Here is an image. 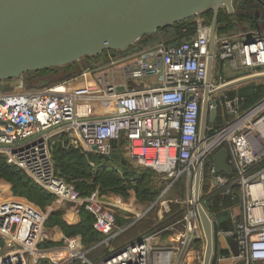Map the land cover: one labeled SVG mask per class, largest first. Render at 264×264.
<instances>
[{
    "label": "built area",
    "instance_id": "1",
    "mask_svg": "<svg viewBox=\"0 0 264 264\" xmlns=\"http://www.w3.org/2000/svg\"><path fill=\"white\" fill-rule=\"evenodd\" d=\"M254 1L264 11V0ZM192 19L195 27L191 35L174 46L158 43L129 57H109L107 62L59 83L0 93V156L56 201L88 211L94 217L95 230L105 235V243L123 230L116 226V215L129 212V206H122L121 196L106 202L97 190L81 195L54 165L57 144L109 155L110 142L124 139L123 154L166 181L159 198L183 181V196L176 199L183 205L180 215L168 226L154 229L101 259H89V249L79 241L65 239L61 247L65 260L51 262L38 247L49 239L43 231L47 213L23 197L11 196L0 200V264H201L204 245L195 244L203 234L193 200L198 156L199 201L211 222L215 218L202 199L217 194L234 196L237 188L243 201L240 219L231 216L233 228L216 235L235 243L236 259L243 264L264 263V212L260 217L253 213L256 207L264 209V95L243 110L237 97H225L221 106L230 119L215 130L210 123L203 146L198 148L204 88L210 91L211 107L215 97L234 87H225L227 83L264 74V19L258 30L247 34L230 37L216 33L208 85L209 22L203 15ZM121 62L123 66H118ZM225 65L232 74L229 79L223 73ZM151 76H156L154 84L147 80ZM138 79L145 82L136 87L129 83ZM120 85L123 90H118ZM221 147L228 151L231 175L215 174L211 157ZM253 187L261 198L252 195ZM169 228L173 229L171 238L161 243L158 239Z\"/></svg>",
    "mask_w": 264,
    "mask_h": 264
},
{
    "label": "water",
    "instance_id": "2",
    "mask_svg": "<svg viewBox=\"0 0 264 264\" xmlns=\"http://www.w3.org/2000/svg\"><path fill=\"white\" fill-rule=\"evenodd\" d=\"M221 8L234 13V0H0V93L25 89L26 73L72 66L103 51L110 57L132 56L140 51L136 44L143 36L211 11L205 80L208 85L213 75L217 16ZM176 44L177 41L171 46ZM72 75L66 72L63 76ZM260 77L264 74L236 79L225 87ZM49 84L41 79L30 88ZM117 88L123 90L124 86ZM203 94L198 123L199 150L216 115V102L212 100L208 107V87ZM227 156L226 147L212 155L215 174H232ZM196 164L193 200L204 238L201 264H210L214 236L212 222L199 201L201 156Z\"/></svg>",
    "mask_w": 264,
    "mask_h": 264
},
{
    "label": "trees",
    "instance_id": "3",
    "mask_svg": "<svg viewBox=\"0 0 264 264\" xmlns=\"http://www.w3.org/2000/svg\"><path fill=\"white\" fill-rule=\"evenodd\" d=\"M234 6L235 8L239 7L240 10H235L234 13H228L222 8L219 10L217 16V34L233 37L239 32L247 34L260 28V20L256 17V11L258 9L253 0H234ZM203 16L207 21H210L211 11L205 13ZM194 27L193 20L187 19L160 28L154 34L143 36L136 45L139 50H142L158 43L171 44L189 37ZM101 57L109 58L110 56L107 51H103L96 57H84L83 59L90 61L94 58ZM67 67L69 70L72 69V66ZM60 70L59 68H53L37 72L49 77L50 84L62 82L79 74V72H76L70 77H60ZM263 95L264 79L259 83L248 82L242 83L237 87H231L223 94L215 97L217 109L215 119L212 123L213 130L219 128L230 119L224 113L221 106L225 97H237L240 101L239 109L243 110L254 104ZM124 142V139L121 141H113L110 156L91 152L84 153L79 149L57 144L53 149L54 165L64 179L74 184L83 196L90 194L91 191H94L93 189H96L100 195L112 193L121 197H127L128 191L133 190L137 201L153 202L159 194V191L166 185V181L156 176L149 169H143L140 165L134 163L133 160L123 156L121 148ZM90 162L93 163V166ZM0 182L9 186L14 196L27 198L40 208L52 204L54 200V196L51 193L34 183L21 169L7 163L3 156H0ZM234 191L237 195V188ZM236 199H232L230 195L221 194L214 195L208 199H202L205 209L210 214L215 215V231H228L230 229L226 207L232 205ZM118 220L119 218H117ZM93 222L94 217L88 212H83L80 222L75 225H69L64 222L60 218L59 212H51L49 217L46 218L45 225L59 226L66 237L79 236L83 248L89 249L102 240V234L95 230ZM201 242H203L202 237L198 239V246H200ZM50 246L52 245L46 247ZM215 259L216 257L213 255L211 264H216Z\"/></svg>",
    "mask_w": 264,
    "mask_h": 264
},
{
    "label": "crops",
    "instance_id": "4",
    "mask_svg": "<svg viewBox=\"0 0 264 264\" xmlns=\"http://www.w3.org/2000/svg\"><path fill=\"white\" fill-rule=\"evenodd\" d=\"M236 10L239 11L240 8L239 7H236ZM256 12H257V14H261L262 11L261 12L260 11H256ZM208 22L210 23V21H208ZM92 60H93L92 62H89L88 64H85L83 66L80 63H78V65L76 67L78 69L77 72H80V71L84 70L85 67H92V66H96V65H100L101 64V62L99 61L98 58H94ZM79 65H81V66H79ZM226 77L231 78L232 77V74L231 75L229 74ZM258 79H261V81H247V82H243V83H248V82L259 83V82H262L264 78H258ZM98 110L100 111V106L98 107ZM112 142H110V145L112 144ZM121 149H122L121 150L122 151V155L125 156L123 154V148H121ZM91 153H96V152H91ZM96 154H100V153H96ZM101 155H104V154H101ZM104 156H107V155H104ZM90 164L93 166V163L92 162H90ZM141 168H143V169H149L156 176H158L156 174V172L154 170H152L151 168L143 167V166H141ZM161 191L162 190L159 191V194L157 195V197L155 198V200L153 202H139V201L136 200V195H135L134 191L133 190H129L128 191V194H130L129 195V198H128L129 199V204L135 203V209H133L131 211H133V212L134 211H137V213H135V215H138V214L144 213L147 209L149 211L153 207H156L157 206V203L159 202V200L161 198V197L159 198ZM112 195L113 194H109L108 196H104L103 197V200L106 201V202L111 201L113 199V197H111ZM11 196H13V195H12V192H11L9 186H7V185H5V184H3V183L0 182V200L5 199V198H8V197H11ZM230 197L232 199H234V198H237V199H236V201L233 200L235 202L232 205H229V206L226 207L227 208L226 210L228 212V219H229V222H230V224H229L230 225V229L228 231H230L233 228V220L232 219L233 218H235L236 220H239L240 219V216L239 215H240V213L242 211V207H243V201H242L241 197H239V195H234V196H230ZM25 199H27V198H25ZM54 199H55V197H54ZM55 203H56V207L55 206H53V208L51 207V209H52L51 211L52 212H55L57 209L60 208V206H61L60 203L64 204L65 202L56 201ZM143 204L145 206H147V208L143 212H139L138 210H136V209H140V205L142 206ZM50 205L51 204H49V206ZM62 209H63V219H64L63 221L66 222L69 225H75V224L79 223L80 220H81L82 213L83 212H86V213L88 212L85 209H77V208H75L72 205H68V207H62ZM56 212H58V211H56ZM254 212H257V210H254ZM261 212L263 213L264 212V209L263 210L261 209ZM212 215L215 218V215L214 214H212ZM232 215H234V216L231 219V216ZM117 218H119L118 221H117ZM135 219L131 220V215H130L129 212L118 211V214L116 215V224L118 225V227H123V230L121 232H119V234L122 233V232H124V231L126 232L127 229H130V227L134 226V224H136V220ZM215 222H216V218H215V221L212 223L213 236L215 237V243L213 245V255L216 257V259H215L216 264H243V261L242 260L236 259L237 258V250H236L235 243L231 239H228L227 237H225L223 235H218V234L216 235V232L217 231H220V230L215 231V229H214ZM55 228H57V227H55ZM55 228L48 230V233L51 235V238L49 237L48 241L47 240L46 241H43L38 246L42 250L43 255H45L46 258L50 259L51 262L52 261H63V260H65V258L63 256L64 255V252L62 251V248H61L64 245H62V246L55 245V243L57 241H59L61 239L63 240V238H64V235L62 234L63 231L60 229L59 226H58L59 230H57ZM135 230H136V233L133 236V239L130 240V242H128V243H131V242L137 240L138 238L142 237L143 235H146V234H148L150 232L149 230L148 231H145V227H142L139 230H137V229H135ZM223 232H226V231H223ZM163 235L158 240H160V241L164 240V242H165L168 238H171V234H167L168 236L167 235L166 236H163ZM103 236L104 235L102 234V237ZM71 239H74L75 241H79L80 244L82 245L79 236H72ZM197 242H198V240L196 241V244H195L196 247L198 246V243ZM102 243L103 242L101 240L100 242H98L97 244H95L94 246H92L91 248H89V251L87 253V256H88L89 252H91L96 246L98 247V245H100ZM128 243H126V244H128ZM49 245H52V246L46 247V246H49ZM203 245H204V238H203V242H201L200 246H203ZM58 249H60V250H58ZM210 264H211V262H210ZM260 264H264V263H260Z\"/></svg>",
    "mask_w": 264,
    "mask_h": 264
},
{
    "label": "rangeland",
    "instance_id": "5",
    "mask_svg": "<svg viewBox=\"0 0 264 264\" xmlns=\"http://www.w3.org/2000/svg\"><path fill=\"white\" fill-rule=\"evenodd\" d=\"M254 4L257 5V8H258L257 11H260V12L262 11L261 14H257L256 15V17H258V19L260 20V23L262 25V22H263V19H264V11H263V8H261L260 5L257 4L255 1H254ZM222 9H225V8H222ZM235 10H236V8L234 6V12H235ZM92 61L93 60L85 61L82 58L81 60H79L78 62H76V63H74L72 65V69L71 70L67 69L68 67H66V68L65 67L64 68H59V69H61L60 70V73H61L60 74V77L63 76L66 72L76 73L77 70H78L76 68L77 65H78V63H80L83 66V65L88 64L89 62H92ZM99 61L101 63H105V62L108 61V59L105 58V57H101V58H99ZM81 65H79V66H81ZM118 66H123L122 62L119 63ZM223 73L226 74V76H228L229 74L231 75V73L229 72V69L227 68V65H225L223 67ZM227 79H229V77H227ZM147 80L151 84H154L155 81H156V76H151ZM249 81H261V79H253V80H249ZM144 82H145L144 79H142V80H139L138 79V80H134L133 83H132V85L136 87L138 85L140 86ZM241 84H242V82H240L239 84H234L232 86H234V87L236 86L237 87V86H239ZM25 89H30V87L26 86ZM165 186L166 185H164V187ZM93 190H96V189H93ZM183 193H184V184H183V181H178L173 187L169 188L168 191L165 194L162 195V197L160 198V200L157 203V206L156 207H153L152 209H150L149 211H147L141 218H138L136 220V224H134V226L130 227V229H127L126 232L124 231V232L118 234L116 237H114L113 239H111L107 243H105L103 241L104 238H106L105 235H104L102 237L103 243L100 244V245H98V248H96L97 247L96 246L91 252H89L88 257L91 260L101 259L100 257H104V256L108 255L112 250H115V249L120 248L121 246L125 245L126 243L130 242V240L133 239V236L136 233V230L135 229L139 230L140 228L145 227V231H148V230L151 231L153 229L163 228V227L168 226L172 222L173 218L179 216L180 213L183 210V205L182 204H179L178 202H176V199H178V198L180 199L183 196ZM109 194H112V193L103 194L101 196L104 197V196H108ZM12 195L14 196L13 193H12ZM129 195L130 194H128L127 197H122L121 200H122V202L125 203L122 206H125V207L129 206L127 208L130 209L129 213L131 215V220H133L137 216V215H135V213H137V211H134V212L131 211V210L135 209V203L129 204V199H128L129 198ZM117 196L118 195L113 194L111 197L115 198ZM54 201L56 202V200L54 199L53 200V203L50 206L48 205V206H45L44 208H40L37 205L36 206L40 210H42L43 212L47 213V218H48L49 217V214L52 212L51 211L52 210L51 207L52 208H53V206L56 207V203ZM67 204L68 205H71L68 202H65L64 204L60 203V205H61L60 208L56 210V211H58L60 213V218L62 220H64L63 219V209H62V207H68ZM146 208H147V206H145L143 204L142 206L140 205V209H136V210H138L139 212H143ZM116 226H118V225H116ZM55 227H57V228H55ZM53 228L59 230L58 226H56V225H54V226H46V225H44L43 231H44V233H46L47 237H50L51 238V235L48 233V230L53 229ZM171 230H173V229L172 228H169V231H167L166 233H164L163 236H166L167 234L171 233ZM62 234L64 235L63 232H62ZM68 238H71V237H66L64 235L63 240L61 239V240L57 241L55 244L58 245V246H62L64 244V242H65V239H68ZM160 242L162 243V242H164V240H162ZM71 264H76V263L73 262Z\"/></svg>",
    "mask_w": 264,
    "mask_h": 264
},
{
    "label": "flooded vegetation",
    "instance_id": "6",
    "mask_svg": "<svg viewBox=\"0 0 264 264\" xmlns=\"http://www.w3.org/2000/svg\"><path fill=\"white\" fill-rule=\"evenodd\" d=\"M41 79H46L50 81L49 77L41 75L38 72L37 73L29 72L28 74L24 75V82L28 87H32L33 85L37 84Z\"/></svg>",
    "mask_w": 264,
    "mask_h": 264
},
{
    "label": "bare ground",
    "instance_id": "7",
    "mask_svg": "<svg viewBox=\"0 0 264 264\" xmlns=\"http://www.w3.org/2000/svg\"><path fill=\"white\" fill-rule=\"evenodd\" d=\"M252 195L255 198H261V196H262L260 192H257V188L256 187H253ZM254 210H257V212H254ZM254 210H253L254 215L257 216V217H260L261 216V208L260 207H256V208H254Z\"/></svg>",
    "mask_w": 264,
    "mask_h": 264
}]
</instances>
